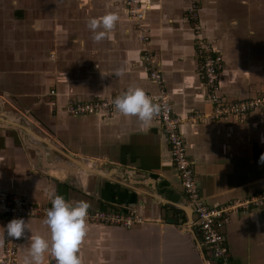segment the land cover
Returning a JSON list of instances; mask_svg holds the SVG:
<instances>
[{
  "label": "crops",
  "instance_id": "0c3cea01",
  "mask_svg": "<svg viewBox=\"0 0 264 264\" xmlns=\"http://www.w3.org/2000/svg\"><path fill=\"white\" fill-rule=\"evenodd\" d=\"M144 2L146 46L124 0H26L22 15L10 12L9 29L0 28L7 37L0 42V191L51 205L54 190L67 201H86L91 212L139 214L142 223L130 229L87 224L78 249L82 264H218L208 262L199 234L186 227L192 208L155 117L144 124L119 111L113 118L73 117L64 109L69 100L110 98L132 85L157 93L143 59L147 48L175 112L184 118L211 112L188 19L190 0ZM263 9L262 0H200V35L224 56L221 92L229 100L264 93ZM109 11L118 21L104 39L94 41L87 21ZM180 131L210 204L223 206L264 191V163H258L264 110L240 120L186 121ZM42 139L49 147L32 145ZM174 212L179 223L171 224ZM25 221L29 230L19 245L18 264H25L31 234L50 237L44 220ZM225 234L228 264H264V208L233 214ZM3 239L0 233V258ZM53 259L46 253L44 264Z\"/></svg>",
  "mask_w": 264,
  "mask_h": 264
},
{
  "label": "built area",
  "instance_id": "2783aa9c",
  "mask_svg": "<svg viewBox=\"0 0 264 264\" xmlns=\"http://www.w3.org/2000/svg\"><path fill=\"white\" fill-rule=\"evenodd\" d=\"M188 19L196 34V50L201 60L200 73L207 90L208 100L212 110L208 114L195 113L189 117L179 116L169 99L164 87L162 73L154 66L152 51L146 48L144 61L149 78L157 85L158 92L146 93L161 105V110L155 116L161 125L169 143L171 162L179 178L183 193L191 205L193 220L189 225L193 232L199 234L202 248L211 261L218 264H228L230 260V245L225 234V227L233 214L247 211L251 208H264V191L242 201L230 202L223 206L210 204L203 197L198 186L192 160L188 153L185 137L180 131L181 125L186 122H198L203 120H240L250 112L264 110V93L244 100H229L222 95L221 75L224 69V56L220 50L202 38L200 35L203 25L200 18V0H190ZM129 17L137 23L140 32L139 38L144 45L148 44L147 28L145 26L146 12L149 6L144 0H124ZM52 96L56 91H51ZM115 97V96H114ZM114 97L97 98L88 101L69 100L65 106V112L69 116H101L113 118L118 110L112 101ZM51 205H39L29 202L26 197L9 191H0V219L5 224L12 218L22 217L27 219L44 220L46 209ZM86 224H99L132 228L142 223V219L136 211H88ZM21 238H7L4 235L3 253L0 264H18L19 245ZM79 255V253H78ZM50 264H55V259ZM82 264V262H81Z\"/></svg>",
  "mask_w": 264,
  "mask_h": 264
},
{
  "label": "clouds",
  "instance_id": "9594fccd",
  "mask_svg": "<svg viewBox=\"0 0 264 264\" xmlns=\"http://www.w3.org/2000/svg\"><path fill=\"white\" fill-rule=\"evenodd\" d=\"M117 21L118 15L114 11L89 18L87 26L92 32V39H104ZM112 103L122 115L135 116L144 124L149 123L161 110V105L136 85L129 86L116 95ZM261 142H264V138ZM258 163H264V152L260 154ZM49 198L51 207L45 210L44 223L48 226L50 237L40 234L28 237V257L25 264H44L46 253L55 258V264H81L78 249L87 232L89 204L86 201H67L54 190L49 192ZM26 230H29L28 223L22 217L12 218L0 226V233L13 239L23 237Z\"/></svg>",
  "mask_w": 264,
  "mask_h": 264
},
{
  "label": "rangeland",
  "instance_id": "374dc122",
  "mask_svg": "<svg viewBox=\"0 0 264 264\" xmlns=\"http://www.w3.org/2000/svg\"><path fill=\"white\" fill-rule=\"evenodd\" d=\"M12 0H0V15H1V17H2V19H1V22H0V28H1V30L2 31H4V30H8L9 29V26L8 25H5L8 21H9V19H8V16L10 15V12L11 13H16L15 15H16V17H19V14H23V12H24V9H25V1L26 0H16V1H18V4L17 5H15V6H13V4H11L10 2H11ZM262 1H264V0H262ZM8 2H9V4L11 5H8ZM24 8V9H23ZM17 10V11H16ZM18 10H21V11H18ZM23 10V11H22ZM262 12H264V9H263V11ZM259 13V12H258ZM258 21L261 19V17H259L258 16ZM262 19H264V15H262ZM261 19V20H262ZM6 21V22H5ZM17 21V20H16ZM19 23H21V24H23V26H25L26 24L24 23V18H22L21 19V22H19ZM262 29L264 30V20H263V27H262ZM0 30V31H1ZM2 31L0 32V42H3V40L5 39L6 40V38L7 37H4L3 35H2ZM21 36H23L22 34L20 35V33H19V35H17L16 37H17V39H19V38H21ZM10 39V38H9ZM18 41V40H17ZM20 44H24V41H23V38H22V40L19 42ZM5 45H2L1 44V47L3 48ZM6 46H9V44H7ZM10 47V46H9ZM17 47V46H16ZM18 47L20 48V45H18ZM52 56V55H51ZM23 65V64H22ZM21 65V70L23 71H27V69L25 68V66L23 65L22 66ZM16 71H17V73L19 72V70L18 69H16ZM0 93H2L1 91H0ZM3 97L5 98V96L3 95ZM6 99V98H5ZM9 102L11 101L10 99L8 100ZM8 102V103H9ZM171 210V209H170ZM173 210V209H172ZM174 211V210H173Z\"/></svg>",
  "mask_w": 264,
  "mask_h": 264
},
{
  "label": "water",
  "instance_id": "95a60500",
  "mask_svg": "<svg viewBox=\"0 0 264 264\" xmlns=\"http://www.w3.org/2000/svg\"><path fill=\"white\" fill-rule=\"evenodd\" d=\"M19 120V122L21 123V124H23V125H26L27 123L25 122V119H23L22 120V118L21 119H18ZM22 120V121H21ZM34 121V120H33ZM27 126V125H26ZM30 126V125H29ZM29 126H27V128H30ZM37 140V139H36ZM39 143H41L42 144V146H45V147H49V143L44 139H42V141H33L32 142V145L34 146V147H39V148H42V146H40L41 144H39ZM60 155H61V153H59ZM42 159H43V162H46V155H45V153L43 152L42 153ZM46 164L48 165V163L46 162ZM124 172V171H123ZM126 174H128L127 172H126ZM130 181V180H129ZM176 206V205H175ZM177 207V206H176ZM174 214L176 215L175 216V218H169L168 219V222L169 223H174V222H176V223H179V220H177L178 218H179V216H180V214L178 213V212H174ZM191 218V223H192V217H190ZM176 219V220H175ZM188 221H189V217H188ZM184 222V221H183ZM191 223H188L187 222V224H186V227H188Z\"/></svg>",
  "mask_w": 264,
  "mask_h": 264
},
{
  "label": "bare ground",
  "instance_id": "6f19581e",
  "mask_svg": "<svg viewBox=\"0 0 264 264\" xmlns=\"http://www.w3.org/2000/svg\"><path fill=\"white\" fill-rule=\"evenodd\" d=\"M9 122V121H8ZM10 123V122H9Z\"/></svg>",
  "mask_w": 264,
  "mask_h": 264
}]
</instances>
